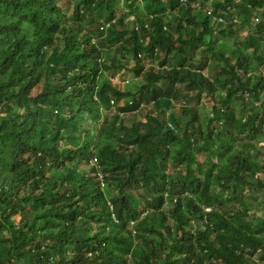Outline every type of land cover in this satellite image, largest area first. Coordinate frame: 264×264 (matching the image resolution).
Segmentation results:
<instances>
[{
	"label": "trees",
	"instance_id": "16d2710c",
	"mask_svg": "<svg viewBox=\"0 0 264 264\" xmlns=\"http://www.w3.org/2000/svg\"><path fill=\"white\" fill-rule=\"evenodd\" d=\"M61 1L0 0V264L264 262V0Z\"/></svg>",
	"mask_w": 264,
	"mask_h": 264
},
{
	"label": "rangeland",
	"instance_id": "374dc122",
	"mask_svg": "<svg viewBox=\"0 0 264 264\" xmlns=\"http://www.w3.org/2000/svg\"><path fill=\"white\" fill-rule=\"evenodd\" d=\"M70 1L71 0H62L61 1V5L64 7L65 11L68 14H71V12H72V6H71ZM198 56H199V54H197V57ZM133 63L134 62L131 60L130 65L132 66ZM145 63H146V69H149L150 67H156L155 62L152 60L145 59ZM109 78L115 84L119 83V86L121 85L124 89L134 90L139 85V82L144 79V76L139 77V78H135V76L131 72H129L127 70H123V71H121L115 75H111V73H110ZM146 113H148V112H146L144 110L138 111L139 116H141L144 120H145V114ZM109 114H112V111H109ZM134 120H135L134 116H131L130 114L126 117V122L132 123ZM189 147H191L190 139L184 140L183 142L173 143L171 145V155L176 156L183 149H188ZM140 203H141V201L138 199V204H140ZM138 207H139V205H138ZM19 219H20V216H18V220ZM260 264H264V262H262Z\"/></svg>",
	"mask_w": 264,
	"mask_h": 264
},
{
	"label": "clouds",
	"instance_id": "9594fccd",
	"mask_svg": "<svg viewBox=\"0 0 264 264\" xmlns=\"http://www.w3.org/2000/svg\"><path fill=\"white\" fill-rule=\"evenodd\" d=\"M184 3L186 2V0H182ZM211 1V0H210ZM193 6H195V7H197V8H201L200 7V3H199V0H195V1H193ZM211 4V2L208 4V5H206V7H205V9H203L206 13H207V15H212V6L210 5ZM210 6V7H209ZM258 18V15H257V17H256V19ZM214 19L217 21V22H223L224 21V19H223V17L222 16H215L214 17ZM258 20V19H257ZM106 26H109V24H107ZM157 51V50H156ZM145 59H148V60H150L149 58H144L143 59V64H144V70H143V75H141V76H135V78H139V77H142V76H144L145 75V71L147 70L146 69V63H145ZM101 60V59H100ZM153 61V60H152ZM155 62V66L157 67V62L156 61H154ZM209 70H210V66H208V68L207 69H205L203 72L204 73H208L209 74ZM263 74H264V72H263ZM150 108V107H149ZM149 108H147V110H146V112H148V113H146L145 114V120L146 119H148L149 118V116H152L153 115V113L151 112V110L149 109ZM141 119H142V121H145L142 117H141ZM168 126L169 127H171V128H173V126H172V123H168ZM93 161H96V159H94ZM98 177H99V179L100 180H102V179H104V175H103V173H102V171L100 170L99 172H98ZM102 185H103V187H105V182H102ZM206 210L208 211V210H210V208H206ZM147 214V212L146 211H144L143 212V215H146ZM131 223H132V221H131ZM135 232L136 231H133V233L135 234ZM257 254V253H256ZM256 254H254V256L255 257H258ZM130 256V255H129Z\"/></svg>",
	"mask_w": 264,
	"mask_h": 264
}]
</instances>
